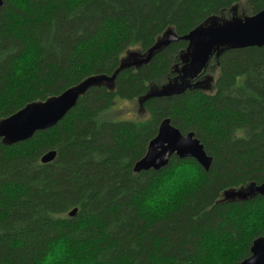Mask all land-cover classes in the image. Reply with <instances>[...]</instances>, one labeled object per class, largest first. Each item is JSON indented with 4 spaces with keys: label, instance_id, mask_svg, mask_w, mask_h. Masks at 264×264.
I'll return each mask as SVG.
<instances>
[{
    "label": "trees",
    "instance_id": "obj_1",
    "mask_svg": "<svg viewBox=\"0 0 264 264\" xmlns=\"http://www.w3.org/2000/svg\"><path fill=\"white\" fill-rule=\"evenodd\" d=\"M237 7L250 16L264 0H2L0 119L88 76L110 75L125 52L146 51L166 30L182 35ZM186 47L171 42L147 64L119 71L112 88H88L27 140L0 141V264H36L55 232L72 234L88 264H215L217 255L237 264L249 255L264 232H244L237 206L264 196L223 200V193L264 183V46L213 55L207 88L148 98L143 118L112 114L119 100L136 101L176 77ZM163 118L193 132L212 162L200 166L198 188L147 218L138 196L168 163L139 172L133 165ZM49 150L55 157L42 163Z\"/></svg>",
    "mask_w": 264,
    "mask_h": 264
},
{
    "label": "water",
    "instance_id": "obj_2",
    "mask_svg": "<svg viewBox=\"0 0 264 264\" xmlns=\"http://www.w3.org/2000/svg\"><path fill=\"white\" fill-rule=\"evenodd\" d=\"M219 20L217 17H211L182 35L166 30L146 51L129 50L110 75L88 76L58 95L25 104L16 112L0 119V141L8 145L17 143L32 137L38 130L53 126L88 88L99 85L112 88L119 71L147 64L156 52L174 41H187V47L179 57L181 65L174 68L177 76L159 87H150L144 96L136 100L137 104L143 108L142 102L148 98L180 94L192 87L204 88L202 81H196L194 84L190 81L204 72L213 55L217 57L226 49L264 46V7L250 16L234 15ZM55 154V150H49L41 156L40 161L49 162ZM176 154L191 156L205 171L212 162V157L206 153L203 144L193 132L182 133L170 124L168 118H163L156 134L149 140L144 155L134 163L133 170H158L168 163L166 157ZM257 193L264 196V183H250L244 188L227 190L223 193V200H245ZM76 211L77 208H73L68 214L74 215ZM237 264H264V233L253 239L249 255Z\"/></svg>",
    "mask_w": 264,
    "mask_h": 264
},
{
    "label": "clouds",
    "instance_id": "obj_3",
    "mask_svg": "<svg viewBox=\"0 0 264 264\" xmlns=\"http://www.w3.org/2000/svg\"><path fill=\"white\" fill-rule=\"evenodd\" d=\"M167 166L156 175L151 185L138 196V211L145 217L163 216L181 196L198 188L204 180L199 163L191 156L179 154L166 157ZM238 222L246 233L264 232V197H255L243 206H237ZM70 233L50 234L36 264H88L90 258L77 250ZM215 264H229L228 258L217 255Z\"/></svg>",
    "mask_w": 264,
    "mask_h": 264
},
{
    "label": "rangeland",
    "instance_id": "obj_4",
    "mask_svg": "<svg viewBox=\"0 0 264 264\" xmlns=\"http://www.w3.org/2000/svg\"><path fill=\"white\" fill-rule=\"evenodd\" d=\"M234 7H232V10ZM245 16L247 15V12L242 9V7H237V12H229L223 17L222 19H228L231 16ZM221 20V19H220ZM219 20V21H220ZM131 50L137 51L135 48H132ZM128 52H125L123 56H126ZM211 63V62H209ZM208 65V64H207ZM206 65V68H207ZM206 68L204 72L202 73V77L200 81H202V85L205 88L208 87L209 82L213 79V75H211L210 72L206 71ZM208 78V80H203V78ZM163 84V83H162ZM161 85V84H160ZM160 85H154L153 87H159ZM113 117L116 118L114 120H124V119H134V118H143L146 114L144 113L143 109L137 104V101L131 100V101H124V100H119L116 103L115 109L112 112ZM7 117V116H6ZM5 118V117H4ZM46 153V152H45Z\"/></svg>",
    "mask_w": 264,
    "mask_h": 264
},
{
    "label": "bare ground",
    "instance_id": "obj_5",
    "mask_svg": "<svg viewBox=\"0 0 264 264\" xmlns=\"http://www.w3.org/2000/svg\"><path fill=\"white\" fill-rule=\"evenodd\" d=\"M57 122H58V121H57ZM57 122H56V123H57ZM56 123H55V124H56ZM55 124H54V125H55Z\"/></svg>",
    "mask_w": 264,
    "mask_h": 264
}]
</instances>
